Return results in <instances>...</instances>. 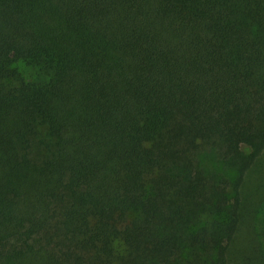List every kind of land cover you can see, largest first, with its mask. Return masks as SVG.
<instances>
[{"label":"trees","instance_id":"1","mask_svg":"<svg viewBox=\"0 0 264 264\" xmlns=\"http://www.w3.org/2000/svg\"><path fill=\"white\" fill-rule=\"evenodd\" d=\"M263 151L264 0H0V264H228Z\"/></svg>","mask_w":264,"mask_h":264},{"label":"rangeland","instance_id":"2","mask_svg":"<svg viewBox=\"0 0 264 264\" xmlns=\"http://www.w3.org/2000/svg\"><path fill=\"white\" fill-rule=\"evenodd\" d=\"M18 68L25 80L37 78L35 68L21 63ZM240 195L241 224L229 246L228 264H264V151L245 174Z\"/></svg>","mask_w":264,"mask_h":264}]
</instances>
